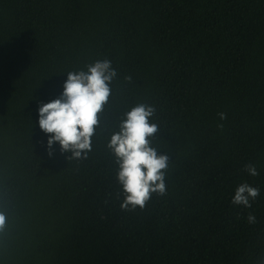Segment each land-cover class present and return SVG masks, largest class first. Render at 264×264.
Returning a JSON list of instances; mask_svg holds the SVG:
<instances>
[{"label":"trees","instance_id":"trees-1","mask_svg":"<svg viewBox=\"0 0 264 264\" xmlns=\"http://www.w3.org/2000/svg\"><path fill=\"white\" fill-rule=\"evenodd\" d=\"M105 59L91 151L50 156L40 103ZM140 103L166 190L125 208L108 143ZM0 213V264H264V0H0Z\"/></svg>","mask_w":264,"mask_h":264},{"label":"clouds","instance_id":"clouds-1","mask_svg":"<svg viewBox=\"0 0 264 264\" xmlns=\"http://www.w3.org/2000/svg\"><path fill=\"white\" fill-rule=\"evenodd\" d=\"M118 73L110 60H98L87 66V71L69 72L63 93L55 100L39 106V126L47 134L49 155L58 142L61 152H71L74 157L91 151L92 137L100 125V113L111 95V82ZM130 79V77H129ZM155 115L154 106L137 104L126 113L120 123V131L112 135L108 147L117 158V179L122 185L125 199L122 207H144L151 194L165 192V170L168 156L158 154L150 138L158 132V125L150 118ZM226 120V113H218ZM223 129V124H218ZM251 176L260 173L253 163L244 165ZM260 196V188L247 182L237 186L231 203L252 208V202ZM6 217L0 213V230ZM248 223H256V216L249 212Z\"/></svg>","mask_w":264,"mask_h":264}]
</instances>
